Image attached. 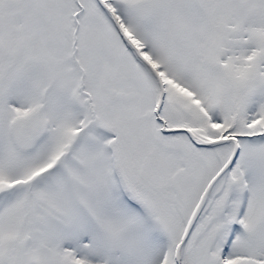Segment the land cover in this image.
Returning a JSON list of instances; mask_svg holds the SVG:
<instances>
[{
    "label": "snow or ice",
    "instance_id": "6c2138e0",
    "mask_svg": "<svg viewBox=\"0 0 264 264\" xmlns=\"http://www.w3.org/2000/svg\"><path fill=\"white\" fill-rule=\"evenodd\" d=\"M0 264H264V0H0Z\"/></svg>",
    "mask_w": 264,
    "mask_h": 264
}]
</instances>
